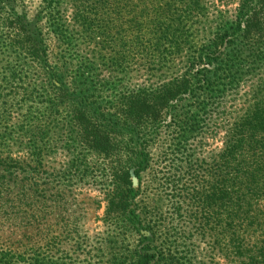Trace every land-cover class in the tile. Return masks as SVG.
<instances>
[{
    "label": "trees",
    "instance_id": "1",
    "mask_svg": "<svg viewBox=\"0 0 264 264\" xmlns=\"http://www.w3.org/2000/svg\"><path fill=\"white\" fill-rule=\"evenodd\" d=\"M229 1L0 0V97L40 103L2 101L0 264L50 263L36 137L65 102L138 178L107 191L130 264H264V0Z\"/></svg>",
    "mask_w": 264,
    "mask_h": 264
},
{
    "label": "rangeland",
    "instance_id": "2",
    "mask_svg": "<svg viewBox=\"0 0 264 264\" xmlns=\"http://www.w3.org/2000/svg\"><path fill=\"white\" fill-rule=\"evenodd\" d=\"M235 2L229 1L227 8L233 9ZM50 43H53V39ZM2 76L0 74V79ZM19 94L20 99L23 92L20 90ZM8 98L0 97V110L5 105L2 101ZM14 100L17 102L10 99L6 102L15 103L12 106L13 121L40 115V103L36 100L21 99L18 102L17 97ZM64 105L67 107L66 114L51 116L52 128L48 126L36 137L44 161L43 167H38L41 188L46 186L48 178L51 180L47 198L40 199L41 207L49 211L41 223L43 229H49L48 238L52 244L51 258H47L50 263L47 264H130L128 252L134 247L133 241L128 240L125 229L112 222L116 208L107 191L111 187L116 190L117 186L112 185L114 181L131 194L139 186V181L134 183L137 177L133 174L126 178L116 176L120 165L115 139H111V149L106 155L86 147L89 142H85L79 126L92 116H98L95 114L99 112L91 111L86 116L90 119L82 121L74 118L76 113L73 106L68 102ZM211 143L212 147H219L220 136ZM86 171L88 176H82ZM149 194L146 201L155 197Z\"/></svg>",
    "mask_w": 264,
    "mask_h": 264
},
{
    "label": "water",
    "instance_id": "3",
    "mask_svg": "<svg viewBox=\"0 0 264 264\" xmlns=\"http://www.w3.org/2000/svg\"><path fill=\"white\" fill-rule=\"evenodd\" d=\"M137 181H138L137 178H135V179H134V183H137Z\"/></svg>",
    "mask_w": 264,
    "mask_h": 264
}]
</instances>
